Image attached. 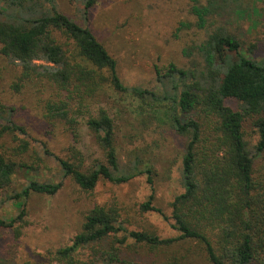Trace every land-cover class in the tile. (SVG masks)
Here are the masks:
<instances>
[{
	"label": "trees",
	"instance_id": "obj_1",
	"mask_svg": "<svg viewBox=\"0 0 264 264\" xmlns=\"http://www.w3.org/2000/svg\"><path fill=\"white\" fill-rule=\"evenodd\" d=\"M95 1L82 0L86 19ZM194 2L197 26L205 28L208 16L221 5L214 0ZM57 33L71 41L72 48L66 49ZM0 44V52L21 65L22 80L40 79L56 90L57 99L46 103L49 122L62 120L74 129L73 104L82 105L87 98L111 88L133 94L143 109L161 108L174 131L185 138L184 191L171 203L172 226L178 235L160 238L151 231L128 230L118 207L96 205L72 244L56 250L55 259L69 264H141L122 259V249L115 244L132 238L152 247L176 242L196 245L197 249H181L183 255L175 256L169 264L200 258L205 264H264V61L243 54L242 41L235 33L219 26L208 34L199 46L204 59L201 69L171 64L166 72L157 71L158 82L166 89L162 93L125 85L117 60L88 26L61 12L57 0H9L5 9L0 8ZM229 100L237 101L239 108L228 104ZM10 124L17 128L9 119ZM87 125L95 133L105 161L83 170L79 161L56 157L64 175L88 191L101 179L122 184L145 173L151 192L142 208L161 214L153 205L152 169L138 171V162L122 167L115 122L107 110L89 117ZM252 132L257 135L254 143L249 138ZM17 168L15 161L0 152V189L11 184ZM62 185V181L31 178L10 196L21 209L18 218L25 214V202L32 194L52 195ZM18 218L0 220V225L12 227ZM119 232H123L122 239ZM111 236L116 241L110 242V248H100ZM90 244L93 258L75 257Z\"/></svg>",
	"mask_w": 264,
	"mask_h": 264
},
{
	"label": "rangeland",
	"instance_id": "obj_2",
	"mask_svg": "<svg viewBox=\"0 0 264 264\" xmlns=\"http://www.w3.org/2000/svg\"><path fill=\"white\" fill-rule=\"evenodd\" d=\"M214 1L221 9L208 16L205 28L197 26L194 0H96L87 19L82 0H57V5L61 12L93 31L117 60L118 74L125 85L154 88L162 93L166 89L158 82V72H166L171 64L201 69L204 59L199 46L219 26L238 36L243 54L264 61V0ZM8 2L0 0V8L5 9ZM201 3L207 4L208 0ZM56 37L66 49L72 48L65 36L57 33ZM21 72L19 63L0 52V152L18 164L11 184L0 189V220L20 216L21 209L10 196L21 191L31 178L62 181L63 185L52 195L32 194L25 202L22 218L12 227L0 225V264H69L55 259V252L72 244L89 210L96 205L118 207L128 230L151 231L160 238L178 235L172 226L171 203L184 191L182 161L186 142L174 131L164 111L143 109L141 100L133 94L105 88L82 105L73 104L70 116L75 126L71 130L67 122H49L45 117L46 103L57 99L56 90L40 79L22 80ZM228 104L239 108L235 100ZM100 109L107 110L115 122L122 167L138 162V171L152 169L153 205L161 214L142 208L151 192L145 173L122 184L101 179L88 191L64 175L56 157L79 161L83 170L105 161L96 135L87 125L89 117L96 116ZM9 119L17 128L9 126ZM249 138L256 142V133ZM118 235L122 239L123 232ZM112 240L116 241L114 236L108 237L100 248L109 249ZM115 244L122 249V259L141 264H169L176 260L175 256L183 255L181 249H197L185 242L152 247L132 238ZM75 257L93 258V244ZM186 264L205 262L200 258L186 260Z\"/></svg>",
	"mask_w": 264,
	"mask_h": 264
}]
</instances>
